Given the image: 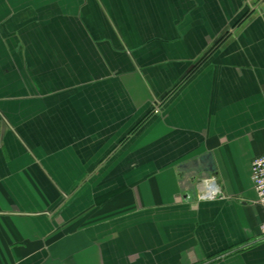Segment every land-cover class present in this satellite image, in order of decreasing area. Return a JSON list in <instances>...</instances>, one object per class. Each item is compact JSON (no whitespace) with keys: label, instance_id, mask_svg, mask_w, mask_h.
Returning <instances> with one entry per match:
<instances>
[{"label":"crops","instance_id":"1","mask_svg":"<svg viewBox=\"0 0 264 264\" xmlns=\"http://www.w3.org/2000/svg\"><path fill=\"white\" fill-rule=\"evenodd\" d=\"M262 153L264 0H0V264H264Z\"/></svg>","mask_w":264,"mask_h":264},{"label":"built area","instance_id":"2","mask_svg":"<svg viewBox=\"0 0 264 264\" xmlns=\"http://www.w3.org/2000/svg\"><path fill=\"white\" fill-rule=\"evenodd\" d=\"M251 180L256 194L254 202L262 207L264 213V153L255 157L251 162ZM220 196H222V192L214 180H210L206 189L199 194L201 199H215ZM260 237L264 240V219L261 224Z\"/></svg>","mask_w":264,"mask_h":264}]
</instances>
